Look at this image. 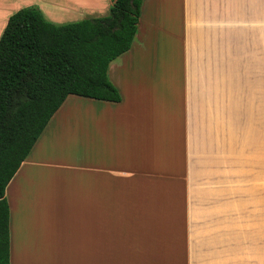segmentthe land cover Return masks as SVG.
Listing matches in <instances>:
<instances>
[{"label":"crops","instance_id":"1","mask_svg":"<svg viewBox=\"0 0 264 264\" xmlns=\"http://www.w3.org/2000/svg\"><path fill=\"white\" fill-rule=\"evenodd\" d=\"M111 5L0 0V35ZM107 75L120 101L69 95L7 184L9 264H264V0H143Z\"/></svg>","mask_w":264,"mask_h":264},{"label":"trees","instance_id":"2","mask_svg":"<svg viewBox=\"0 0 264 264\" xmlns=\"http://www.w3.org/2000/svg\"><path fill=\"white\" fill-rule=\"evenodd\" d=\"M108 15L63 25L36 8L12 14L0 35V264H9L5 188L69 95L118 103L111 62L134 40L143 0H111Z\"/></svg>","mask_w":264,"mask_h":264},{"label":"rangeland","instance_id":"3","mask_svg":"<svg viewBox=\"0 0 264 264\" xmlns=\"http://www.w3.org/2000/svg\"><path fill=\"white\" fill-rule=\"evenodd\" d=\"M3 22H4V20L2 18H0V27H1V25H2ZM6 22L7 21H5V24H6ZM221 86H222V84H219V85H217V88H219Z\"/></svg>","mask_w":264,"mask_h":264},{"label":"bare ground","instance_id":"4","mask_svg":"<svg viewBox=\"0 0 264 264\" xmlns=\"http://www.w3.org/2000/svg\"><path fill=\"white\" fill-rule=\"evenodd\" d=\"M37 263H38V264H41V262H39V261H38ZM24 264H26V261L24 262Z\"/></svg>","mask_w":264,"mask_h":264}]
</instances>
